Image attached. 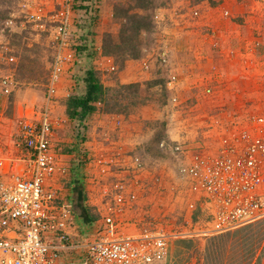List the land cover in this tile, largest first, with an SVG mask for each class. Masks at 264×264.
<instances>
[{
    "label": "built area",
    "instance_id": "built-area-1",
    "mask_svg": "<svg viewBox=\"0 0 264 264\" xmlns=\"http://www.w3.org/2000/svg\"><path fill=\"white\" fill-rule=\"evenodd\" d=\"M79 1L21 0L19 16L13 15L8 22L13 24L18 18L38 37L45 36L55 58L47 78V104L38 115L20 117L17 154L9 155L0 144V264H165L175 240L212 237L264 221V116L236 114L225 121L213 119L204 131L198 129L197 133L204 134L197 135L191 163L181 165L180 159L190 151L195 124L193 110L179 97L180 78L170 69L172 47L165 30L180 23L190 28L203 13L197 5L190 12L183 8L180 15L167 5L157 7L152 14L159 30L153 50L157 70L153 74L164 81L169 95L167 104L159 108L161 116L147 120H162L165 137L145 145L155 130L131 120L132 115L128 119L105 115L115 134H95L103 143L93 162L95 173L85 180L84 192V196L88 192L84 207L90 201L97 219L91 234L75 233L82 226L71 195L63 193L69 185L74 191L80 178L77 174L91 164L90 144L94 143L88 133L80 135V156H73L74 164L66 161L68 154L56 151L54 143L56 133L69 122L56 116L55 103L65 76L73 73L78 61L77 26L97 17L101 8L99 0H90L80 2V6H86L80 11ZM220 15L225 20L232 16L228 9H222ZM211 34L216 36V31ZM93 47L99 54L96 69L117 74L119 67L113 59L103 56L95 43ZM3 59L7 65L16 63V58L7 53ZM151 69L144 54L141 70L148 73ZM15 86L13 73L1 77L0 97L12 94ZM214 90L209 87L205 92L209 96ZM176 114L183 118L171 134L164 119L170 121L171 116L174 122ZM130 122L137 126L131 131L133 142L123 145L122 134ZM156 151L161 156L172 153L167 161L177 165V181L156 171L158 160L150 161ZM85 157L89 162L84 161ZM60 182L66 187H52ZM92 184L100 187L95 196L91 189L87 191Z\"/></svg>",
    "mask_w": 264,
    "mask_h": 264
},
{
    "label": "rangeland",
    "instance_id": "rangeland-1",
    "mask_svg": "<svg viewBox=\"0 0 264 264\" xmlns=\"http://www.w3.org/2000/svg\"><path fill=\"white\" fill-rule=\"evenodd\" d=\"M20 1L21 0H11L9 2H4L0 0L1 16L6 17L4 22H0V79L6 74L13 73L16 82V86L12 94L6 97H0V144L9 155H12L14 153L17 154L15 142L17 140V134L19 131L20 117L26 116L28 114L38 115V113L44 109L45 104H47L46 80L48 69L51 66H49L51 56L49 51H51V48L49 45V41L45 36L38 37L30 26H22V22L18 18L14 20L13 24L8 25L9 20L14 17L13 15H17V17L19 16L18 11ZM166 1L168 0H155L154 4L156 5V7L162 5L164 6L167 4ZM170 1L172 2L171 7L174 8L177 12H179L180 15L182 14L183 8L186 9L187 12H190L191 9L195 8V6L197 5H200V8H202L203 13L201 20L197 24H191V26H189L190 28L185 29L184 25L180 23L176 27H173V30L168 33L172 49V41L176 37H179L178 41L180 44L182 41H185L187 43V45L185 46L187 50L181 55L179 63H176L175 59L172 57L173 51L171 49L170 69L174 71V73H176L180 78L179 97L181 102H183L185 106L191 107L190 109L193 110L192 117H194V129H196V131H198V129L204 131V129H206L212 124L213 119L223 121L225 118H230L231 115L235 116L236 114L247 118L264 116V45H261V47L256 46L253 48H247L244 52L246 55L243 57H241L242 55L236 57V55L239 53L236 52L237 54L231 60L233 61L232 63L236 66L229 68V76L227 77V79L232 74H234V81L229 82L232 83V86L234 82L233 89L235 91L232 94L235 96L233 98L235 99L237 104H198V102L195 103V101L194 104H190V99H198L199 102L201 100L210 101L211 99H214L217 96L218 100L220 95L218 94V91L222 90V87H218L216 82L219 81L220 83H222L223 80H225V71L221 70L223 67L219 65L220 62H216L215 57L213 58L211 56L212 58H205V61H207L208 59L209 66H205L204 68L196 67L198 63L200 64L201 57L205 55L207 57V54L202 55L203 52L198 57H195L197 53L203 51L201 48L203 47V45H200L201 42H205V44L209 48L207 49V52H209L210 50L211 54L214 51L218 53V51L222 50L223 44H225L223 42V33H225L224 31H226V33H230V36H235L234 40H237L236 32L234 28L230 30L226 28V26H229L228 20L231 21L232 16L231 19H227L225 21V25L221 27L222 31L221 28L218 30L216 27V30L211 26L213 25L212 21L215 22V19L221 18L220 11L222 9L217 10V7L222 8L220 5L224 3L225 0H184V2H182V0ZM250 1L253 2L256 0ZM257 1H261L264 3V0ZM118 5L128 6V0H121L118 2ZM153 10L154 7L149 10V13ZM152 14L150 13L151 16ZM113 21V32L115 34V39L117 40L122 28V22H115V20ZM233 21L235 22L236 19H233ZM259 30H261V36H264V23H262L261 29ZM158 31L159 30L157 27L155 28V32L152 28L149 34L145 33L143 35L145 36L143 37L145 58L149 59V61L151 62V66L154 68L152 72L149 71L148 73H145L141 70V62L136 65L138 72L140 74L142 73L141 75H139L138 78L142 80L140 84L142 83L143 85L152 82L149 80L156 79L155 75L153 74L156 73L157 70L155 65V53L153 50L157 45L156 39L159 38ZM212 31H216V36H211ZM7 49L8 51H6ZM5 53L10 55L13 54L16 57V63L14 65H7L5 63V60L3 59ZM247 55H250V57ZM212 59L213 62L210 61ZM123 67L124 65L116 74V78L115 75L102 73L103 76L101 78H103V81H105L106 86H117L118 84H122L118 81V75L120 74L121 69H123ZM192 67H194L197 71L200 70L201 73L198 74L196 72H191V70H193ZM77 69L78 67H75L73 73L67 74L65 76L66 78L64 83L66 85V92L64 93V95H60L56 101V116H60L64 119L66 118L69 120V122L65 123L63 129H60L56 133L57 138L55 139L56 141L54 143L56 151L64 154L70 152L71 154L68 153L69 155L76 154L75 156H78L80 154L82 143L77 136V126H75V124L72 123V121L67 117L65 105L66 100L70 96L78 95L80 93L79 85H77L76 77H74L78 71ZM210 70H212V74ZM193 74L200 75L202 77H200L199 79H197V77L196 79H193ZM241 77H243V80H245V82H255L257 85H259L258 89H254V91L252 90L249 92L246 90H241L238 83L241 84L242 82L240 80L239 82L237 81L239 78L241 79ZM138 78L135 77V80H138ZM188 80L191 81L188 82ZM192 80H196L194 83L197 87L195 91L197 98L194 97L195 93L193 96H187L183 94L182 89L185 87L184 83H192ZM235 80L238 83H236ZM201 83L202 87L200 86ZM227 83L228 81L225 80V84ZM209 87L214 88L215 90L212 94L208 96L205 90ZM146 94L147 96H150L149 104H154L153 106H155V108L156 106L159 107V104L163 103V95L161 92L156 91L152 88V90L150 92H146ZM221 95L224 98L227 94L225 91H223ZM246 95L251 96V99L256 103L242 104V102L245 101ZM165 104H167V101L165 102ZM159 111V109H154L150 112L149 115H154L156 118H159L161 116ZM139 113L140 115H142L141 112ZM145 118L146 119H144L143 115L141 117L137 116V119H135L134 121L139 125L142 124V126L147 127L145 125V122H147V117ZM174 118V122H172V119H170V121L164 119V121L169 125V130L171 131V134L174 133L173 131L178 128L176 125L178 123L179 118L181 117L178 118V115L176 114ZM200 121L204 122L203 126L200 125ZM135 122H130L128 125L125 126V129L122 134L123 140L121 141L123 145L126 142H133V136L131 131L134 129V127H137L135 126ZM107 127V131H111L109 129L110 126L107 125ZM88 134L90 136V141L93 140L94 143L93 145L90 144V149L92 150L90 155L91 164H89V166L88 163L86 164L84 172H79L77 175H79L80 178L77 177L76 180L77 188L75 192L79 193L82 196H84V192L86 191L85 180H90L92 174L95 173V166L93 162L95 160L96 154L101 151V143H103L101 139L96 138L95 134L97 135V133L96 131L93 132L92 126L89 129ZM94 138L96 139L94 140ZM107 145L108 144H106L105 142L104 147H106ZM170 156H172L171 152H169L168 156H161L160 151H156L154 154V158L152 156L150 157V161L158 160V165L163 167L164 170L167 167L168 170L171 168V166L170 162L166 161L167 159L165 157ZM84 161L89 162L88 158L86 159V157ZM158 165L156 171L160 173L158 170ZM169 172L172 175V182H175L176 180H174V174L176 173H172V171ZM93 178L92 181L94 180ZM89 186L91 187L90 193L94 194L93 196H95L100 190V187L96 186L95 184ZM181 198L183 200L185 199V201L187 199V197H185L184 195L181 196ZM78 202L79 204L82 202V199L80 201V196ZM92 213L94 214V212ZM86 221V225L82 226V228L87 234H91L93 232L94 226H90V224L91 222L94 223L95 221ZM92 235H89L88 237L92 238ZM76 239L78 242H82L79 234L76 235ZM182 240L184 239H179L175 241L181 242ZM185 240L186 243H179V249L177 247L178 244H176L175 251L170 254L165 264H262V259H264V221L248 225L239 228L235 231L224 233L221 235H216L212 237H197Z\"/></svg>",
    "mask_w": 264,
    "mask_h": 264
},
{
    "label": "trees",
    "instance_id": "trees-1",
    "mask_svg": "<svg viewBox=\"0 0 264 264\" xmlns=\"http://www.w3.org/2000/svg\"><path fill=\"white\" fill-rule=\"evenodd\" d=\"M2 1L9 2L11 0ZM84 1L89 2L90 0L79 1V6L80 2ZM119 1L121 0L114 2L113 20L122 22L120 35L115 40L111 33H106L102 46V55L113 59L120 70L127 60H142L144 53L143 37H145L143 35L145 33L149 34L152 28L155 32L156 28L150 15L154 10L150 13L149 10L152 7L154 9L157 7L154 4L155 0H128V6L118 5ZM99 2L102 8L103 0H99ZM166 3L164 6H172L170 0L166 1ZM85 8L86 6L81 5L79 10L82 11ZM101 8L97 11V17H91L90 21L85 25L79 24L77 26L80 30V40L75 39L79 42V45L76 46L78 58L76 67H78V71L74 77H76L80 93L72 95L66 100L65 109L67 117L71 121L77 122L78 139H80V135L83 132L89 133V129L92 126H90L91 118L95 113L102 112L106 115H119L128 119L137 110L150 103V96H147L146 92H150L152 88L163 95V103L159 104V108L165 105L169 95L163 85L164 81L160 79H155L146 85L131 83L106 86L105 81L101 78L103 76L102 72L97 70L94 64V61L98 60L99 57H97L93 47L95 43L93 30L100 19ZM5 19L6 17L1 16L0 12V22H4ZM49 52L51 54L49 66H51L48 69L47 78L55 58L54 51L51 49ZM112 75H115L116 78V74ZM146 126L156 132L153 137L145 141V145L155 144L156 141L159 142L164 139L166 130L162 120L147 121ZM83 164V162H80V166H83ZM96 219L97 216L93 214L88 221H96Z\"/></svg>",
    "mask_w": 264,
    "mask_h": 264
},
{
    "label": "crops",
    "instance_id": "crops-1",
    "mask_svg": "<svg viewBox=\"0 0 264 264\" xmlns=\"http://www.w3.org/2000/svg\"><path fill=\"white\" fill-rule=\"evenodd\" d=\"M115 1H117V0H103V5H102V8H101L100 19H99L98 23L95 25L94 30H93L94 31V37L93 38L95 40V44L99 48H101V50H102V46H103V42H104V36L106 35V33H111L113 35L114 39H115V34L113 32L114 28H113V25H112V23L114 22L113 21V6H114V2ZM182 2H184V1H182ZM220 6L222 8H220V7L218 8L217 7V10L228 9L231 12L232 20L231 21L228 20L229 26H226V28H228V30H230L232 28L235 29L236 39L237 40H234L235 36H232V35L230 36V33H226V31H224L225 33H223L224 34L223 42L225 44H223V47H224L225 50L222 47L221 51H218V53L216 51H214L212 54H211L210 50H209V52H207V49H209V48L207 47L205 42H201L200 45H203V47H201L203 51L197 53L195 55V57H198L202 52H203L202 55L203 54H207V57H206V55L201 57L200 58V64L198 63V65L196 67L204 68L205 66H209V61H208L209 57L210 58H212V57L214 58L215 57L216 58V62H220L219 65L223 67L221 70L225 71V75H224L225 78L224 79L226 81H228V83L225 84V80H223L222 83H220L219 81L216 82L218 87H220V86L222 87V90L218 91V94H220L218 100H217V98H218L217 96L214 99H211L210 101L201 100L199 102L198 99L197 100L196 99H190L189 100V101H191L190 104H194V101H195V103L198 102V104H237V102L233 98L235 96L232 94L235 91L233 89L234 82H233V86H232V83L229 82V81H231V82L234 81V79H235L234 78V74H232L227 79V77L229 76V74H228L229 68H232V67L236 66V65H234L232 63L233 61H231V60L237 54L236 52H239L236 55V57H238L239 55L240 56L242 55L241 57H243V56L246 55L244 52H245V50L247 48H250V47L253 48V47H256V46L257 47L258 46L261 47V45H264V36H261V30H259V29H261L262 23H264V13H263L264 3L263 2H261V1L259 2L257 0L253 1V2L250 1V0H225V2L222 3ZM220 17H221V15H220ZM233 19L234 20L236 19V21L234 22ZM237 19H239V20H237ZM215 20H216L215 22H217L218 20L219 21L217 23L212 21V24H213V25H211L212 28L216 29V27H217V29L219 30L221 27H223V25H225V21L226 20L223 19L222 17L219 18V19H215ZM172 30H173V27H170V28H167L165 31L167 33H170ZM221 31H222V28H221ZM178 36H180V35H178ZM178 38L176 37L173 40V49H172V51H173L172 57L175 59L176 63L180 62L181 55L187 50L185 48L187 43L185 41H182L181 44H180L179 41H178ZM183 48H184V50H183ZM96 55H97V57H99L98 53H96ZM247 56L250 57V55H247ZM205 58H208L207 61H205ZM105 60H106V58H105ZM141 61L142 60H137V61L136 60H128V61H126V63L124 64L123 69H121V72L118 75V81L120 83H122V84L140 83V82H142V80H140L138 78L139 75H141L142 73L140 74L138 72V70H137V67H136V65L139 62H141ZM210 61L213 62V59L210 60ZM97 63H98V60H95L94 64L96 65ZM192 69L193 70H191V72H194V73L196 72L198 74L201 73L200 70L197 71V70H195L194 67H192ZM153 70H154V68L152 67L151 72ZM188 71H190V70H188ZM210 71H211V74H212L213 73L212 70H210ZM210 71H209V73H210ZM260 71H263V70H260ZM253 72H257V71H253ZM193 75H194L193 79H196V77H197V79L202 77V76L196 75V74H193ZM135 77H137L138 80H135ZM65 78H64L63 83L60 86L59 95H58L57 98H59L60 95H64V93L66 92V88H65L66 85L64 83L65 82ZM156 78H157V76H156ZM244 79H245V77H244ZM239 80L242 82L241 84L238 83ZM190 81L191 80H188V82H190ZM195 81L196 80H192V83H184L185 87L182 89L183 90V94H185L187 96H189V95L193 96L194 93H195L194 97L197 98V95H196V92H195L196 89H197L196 84L194 83ZM237 81H236V83H238L240 89L241 90H246L248 92L252 91V90L254 91V89H258V87H259V85H257L253 81H246L245 82V80H243V77H241V79L239 78ZM200 86L202 87V83L200 84ZM223 91H225L226 94H227L224 98L221 95L223 93ZM252 103L255 104L256 102L253 101L251 99V96H249V95H246L245 101L242 102V104H252ZM153 105L154 104H148L147 106L139 109L136 113H134L130 117V119L134 121L135 119H137V116L141 117L143 115L144 119H146L145 117H147V120H154L153 117H155V116L154 115L151 116L149 114L154 109H159V107L156 106V108H155V106H153ZM139 112H141L142 115H140ZM105 115L106 114H104L102 112H98V113H95L92 116L90 125L93 126V132L96 131L97 134H100L102 131H107L108 130L107 118L105 117ZM180 116H181V114H180ZM169 117L171 119V116H169ZM174 117L175 116H173V119H175ZM231 117H233V115H231L230 118ZM181 118H183V117L181 116ZM181 118H179V119H181ZM226 119L227 118H225L223 121H225ZM200 123H201L200 124L201 126L204 125L203 121H200ZM109 129L111 130V128H109ZM111 133L114 134L113 131H111ZM198 133H200V134L203 133L204 134V132H198ZM198 133H197V131L195 129L192 131V133L190 135V143H189L190 151L182 159H180V160H182V162H181L182 164L181 165H186V164L189 165L191 163L192 156H193V153H194V150H195V147H196V138H197ZM175 136H176L177 139H179L180 134L178 136V133H177V135H175ZM175 139H172V140L174 141ZM150 141H151V139H150ZM75 155L76 154L66 156L67 159H68V160L66 159V161H69L70 163L74 164L75 158L73 156H75ZM75 157L77 158L78 156H75ZM165 158L167 159L168 157H165ZM172 165H174L173 162H170L171 168L168 169V170H167V168H165V170H164L163 167L158 165L159 172L162 173V174H166L167 179H169V180L170 179L172 180V175H171V173L169 171H172V173H176L175 167L177 165H175V166H172ZM174 178H175L174 180L177 181L176 174H174ZM69 186H71V185H69ZM69 186L66 187L65 186V182H63V183L60 182L58 185H56V184L52 185L53 188H61V187L65 188L66 187L65 188V193H63V195H67V196L71 195V199H73V194L75 192ZM74 186L75 185H73V187ZM87 188H88L87 191H89V189H91V187H89V186H87ZM86 194L87 195H85V196L80 195V201H81V199H82L83 202H84V200L87 201L88 197H86V196H88V192ZM91 208H92L91 207V202L89 201V202H87V205H86L85 209L83 210V216L85 217V221L89 220L90 216L93 215V213H92L93 209H91ZM82 229L83 228H81V227H80V229L76 228L75 233H79L80 235L83 236V234L85 233V230L83 229L84 230L83 231ZM132 231H133V229H132ZM183 239L184 240H182L181 242L180 241H177V242L173 241L170 244L167 260H168V258L170 256V254L173 251H175L176 244H178L177 247L179 249L180 248L179 243H186L185 239H189V238H183ZM75 257H76V254L74 255V258ZM167 260H166V262H167ZM262 260H263L262 264H264V259H262Z\"/></svg>",
    "mask_w": 264,
    "mask_h": 264
},
{
    "label": "water",
    "instance_id": "water-1",
    "mask_svg": "<svg viewBox=\"0 0 264 264\" xmlns=\"http://www.w3.org/2000/svg\"><path fill=\"white\" fill-rule=\"evenodd\" d=\"M83 185V184H82ZM81 185V186H82ZM82 189V188H81ZM79 196L80 194L75 192L73 194V202H74V208H75V211L77 212V215L79 216V222L81 224V226H84L85 225V218L82 216L83 214V206H84V202L82 201L80 204H79ZM94 226V223L91 222L90 226Z\"/></svg>",
    "mask_w": 264,
    "mask_h": 264
},
{
    "label": "flooded vegetation",
    "instance_id": "flooded-vegetation-1",
    "mask_svg": "<svg viewBox=\"0 0 264 264\" xmlns=\"http://www.w3.org/2000/svg\"><path fill=\"white\" fill-rule=\"evenodd\" d=\"M76 188H77V186H76ZM76 188L74 189V192H75ZM84 209H85V207L83 206V210H84Z\"/></svg>",
    "mask_w": 264,
    "mask_h": 264
},
{
    "label": "clouds",
    "instance_id": "clouds-1",
    "mask_svg": "<svg viewBox=\"0 0 264 264\" xmlns=\"http://www.w3.org/2000/svg\"><path fill=\"white\" fill-rule=\"evenodd\" d=\"M150 81H153V80H150ZM57 101V100H56ZM239 229V228H238ZM237 230V229H236ZM235 231V230H234Z\"/></svg>",
    "mask_w": 264,
    "mask_h": 264
}]
</instances>
